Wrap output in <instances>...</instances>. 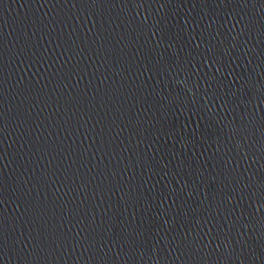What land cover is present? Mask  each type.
<instances>
[{
    "label": "water",
    "instance_id": "water-1",
    "mask_svg": "<svg viewBox=\"0 0 264 264\" xmlns=\"http://www.w3.org/2000/svg\"><path fill=\"white\" fill-rule=\"evenodd\" d=\"M0 264H264V0H0Z\"/></svg>",
    "mask_w": 264,
    "mask_h": 264
}]
</instances>
